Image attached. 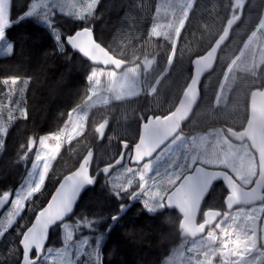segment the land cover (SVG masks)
<instances>
[{"label": "trees", "instance_id": "16d2710c", "mask_svg": "<svg viewBox=\"0 0 264 264\" xmlns=\"http://www.w3.org/2000/svg\"><path fill=\"white\" fill-rule=\"evenodd\" d=\"M38 1L11 0L12 23L4 31L12 44V53L0 56V95L6 92L5 79H32L21 96L27 119L19 117L10 123L0 149V194L12 195L23 183L39 138L64 127L69 110L82 107L88 100L92 66L65 45L67 35L82 27L92 28L96 40L113 56L124 61L126 67L139 68L142 94L91 109L82 135L61 147L43 190L26 204L22 215L0 239V264H19L20 233L29 227L62 177L73 171L89 150L94 153V174L118 157L122 141L136 142L140 124L148 116L164 115L175 107L190 79L193 59L211 47L234 14V0H195L174 44V38L149 34L157 0H101L88 22L58 15L52 25L60 35L58 42L47 27L26 15ZM263 9L264 0L245 1L242 16L221 47L214 69L202 81L200 100L183 125L184 134H193L198 127L242 128L215 117L218 108L214 110V99L229 64L247 36L257 29ZM119 11L126 17L121 26L117 24ZM60 22L66 25L61 26ZM98 28H102L100 33ZM153 89L150 96L148 93ZM102 125L106 130L101 138L97 129ZM29 140L33 141L31 149L27 147ZM25 154L26 158L21 159ZM106 179L98 176L95 186L84 193L68 222L89 221L90 228L81 236L89 240L100 238L101 247L96 256L98 260L102 257L101 264H163L182 242L179 214L165 207L149 212L140 199H135L136 185L117 194L106 185ZM211 193L204 207L211 206V200L218 202L211 207H221L224 187L216 184ZM58 231V226L51 230L46 248L61 244ZM74 236L78 237L76 233Z\"/></svg>", "mask_w": 264, "mask_h": 264}, {"label": "rangeland", "instance_id": "374dc122", "mask_svg": "<svg viewBox=\"0 0 264 264\" xmlns=\"http://www.w3.org/2000/svg\"><path fill=\"white\" fill-rule=\"evenodd\" d=\"M99 1L101 0H40L31 7L30 12L38 23L47 27L54 35L57 32V28H52V25L58 15L88 22L93 18V12ZM194 1L157 0L156 14L149 30L150 36L165 35L171 40L174 38L173 42L175 44ZM6 2L8 6L0 9V30L2 31L12 23L9 15V0H6ZM119 12L121 16L116 15L118 16L117 24L122 25L126 17L124 18L123 11ZM261 17L256 33L249 36L239 55L228 66L222 85L214 99V110L218 108L215 117L221 122L227 121L230 124L237 125L236 127H240L243 124L242 122L240 123L242 110L239 111L238 108L241 107L244 110V104L241 101L242 94L239 100L238 97L235 98V93L246 88L254 80L252 78L258 69L259 71L264 69V65L260 68L264 54V11ZM5 20L8 21L7 24H5ZM60 24L61 26L66 25L64 22H60ZM101 31L102 28H98V32L100 33ZM9 45L11 43L6 39L5 35L0 37V56H7L12 53V51H8ZM144 66L147 67V64ZM168 69L161 77L167 73ZM7 80L9 83H4L6 92L0 95V126L6 128L9 127L14 119L21 117L19 114L20 109L23 108L21 96L26 87L25 79H18L14 86L10 83L11 79ZM90 80L91 89L87 102L73 113V117L83 126L81 133H83L85 128V119L90 108L104 107L109 105L111 101L122 102L142 94L141 73L136 65L128 66L120 72H116L113 69L93 68ZM153 91L154 89L148 94H152ZM246 91L242 92L243 96ZM10 115L14 119L10 120ZM198 128L193 134L190 133V136L177 135L154 158L140 166L132 167L125 163L106 179V185L111 187L110 181L123 182V184L130 185V187L136 185L135 199H140L145 207L147 205L146 209L149 212L164 209L166 194L175 186L182 175L192 170L191 168L196 163L210 169L225 170L232 175L241 187L249 188L253 184L258 171L257 159L249 144L247 142L235 143L231 141L225 136L221 126L205 129ZM64 143L69 142L65 141ZM39 150H41V146L38 142L35 155ZM35 155L33 161L35 160ZM31 171L32 167L30 166L24 182L12 194L11 198H14L16 192L25 186ZM37 178L35 173H33L31 179L35 180ZM10 202L11 199L0 212V219L4 218L11 207ZM25 203L29 202L26 201ZM211 203L217 204L218 202L211 200ZM261 208H264L263 203L250 207L235 208L230 212H225L228 214L227 220L223 216L217 223L223 222L222 226H225L233 215L256 214ZM261 218L258 221V228ZM72 223L65 222L59 227L58 235L60 241L58 243L61 244L56 247L46 248L41 264H101V261L96 256L101 247L100 238L89 240L85 236H81V233L88 230L90 226L85 227L78 220H74ZM65 224L69 226L67 230L64 228ZM67 231H71L72 239L66 241ZM209 231H214L217 236H220V230L217 229L216 224ZM75 233L78 237L74 236ZM257 235L260 238V228ZM206 236L207 234L194 240H183L165 259L163 264H196L201 258V254L208 247H219V243L210 245ZM85 239H87L88 243L80 247ZM48 249L52 250L51 253L48 252ZM73 250H75L74 253ZM45 256H47V259H45ZM250 256L252 257L250 264H256V261L260 259V248L254 250ZM218 259L217 257L216 260L218 261Z\"/></svg>", "mask_w": 264, "mask_h": 264}, {"label": "water", "instance_id": "95a60500", "mask_svg": "<svg viewBox=\"0 0 264 264\" xmlns=\"http://www.w3.org/2000/svg\"><path fill=\"white\" fill-rule=\"evenodd\" d=\"M242 6L243 5L241 0H235L233 8H238V15L236 17L231 18L227 22L223 33L215 40L210 49L205 54L196 57L192 61L191 78L175 108L170 113L164 116H149L147 120L143 122L140 126L137 141L132 145L122 143V151L120 155L113 162L102 166L94 175H92L94 177L93 184L85 185L79 190L76 199L73 203L72 211L67 213L61 221L54 222L47 229L44 248L47 244L50 230L56 225L63 223L66 219H69L72 216L81 196L89 188L95 185L98 175L101 174L102 176H108L107 173L102 171L106 166L110 165L112 167V169H110V172L122 166L124 163L126 151L128 149L131 150L129 164L131 166L141 165L145 161L150 160L152 157H154L157 152L161 150L162 147H164L181 131L183 124H185L191 117L194 109L196 108L200 100L201 81L207 73L213 70L221 46L225 44V42L228 40L232 27L239 21L241 17ZM75 33H81L79 36L74 37L77 41L78 47H72L70 44L67 43L66 39L65 43L71 50L78 53L84 60L88 61L91 65L100 66L103 68H114L118 71L125 66V63L122 60L115 58L105 47H103L96 40L92 29L81 28ZM79 49H83V51ZM99 129L102 137L105 127L101 126ZM223 130L226 136L235 143H242L247 141L250 144V147L252 148L254 153L256 154L258 163V174L256 179L254 180L253 185L250 188H243L225 170L210 169L198 164L193 168L191 172L186 174L180 180V182L173 188L171 192L166 195L164 203L168 210H175L181 217L182 212L177 206V198L179 194V196L183 197L184 199H188L193 203V205L195 206L196 220H198L199 211L201 210L205 198L209 195L212 186L215 183L219 182H221L228 191V194L224 199V205L227 211H230L226 206V199L231 194V188L229 187L230 185L237 190L238 203L235 204L233 208L240 206L249 207L261 203L264 200V91H255L252 94L249 118L242 130H234L226 126L223 127ZM138 151L141 153L139 159L136 158V154ZM145 151L147 152V155L143 154ZM87 154L85 155V157L87 156ZM91 154L92 165L94 157L92 151ZM57 187H59V184L56 186L53 193L56 191ZM197 198H199L198 204L196 203ZM50 199L51 197L49 198V200ZM6 205L7 204H5L4 207ZM46 205L47 203L45 204V206ZM4 207L0 208V212ZM207 211L221 212L220 210L216 209H210ZM218 219L219 217L217 218V220ZM34 220L35 218L33 219L32 223L34 222ZM217 220H214L211 224L206 225L205 230L202 233H198L197 235L193 236L189 235L182 229V221L180 219V238L183 239L186 237H190L192 239H195L199 236H202L206 233L207 228L216 223ZM260 233L261 245L264 246V217L261 221ZM20 247L22 250L21 245ZM43 251L39 259L42 257ZM30 256L33 259H37L34 249L30 253Z\"/></svg>", "mask_w": 264, "mask_h": 264}, {"label": "snow or ice", "instance_id": "6c2138e0", "mask_svg": "<svg viewBox=\"0 0 264 264\" xmlns=\"http://www.w3.org/2000/svg\"><path fill=\"white\" fill-rule=\"evenodd\" d=\"M26 15H31L28 12ZM8 21L5 20V24ZM51 27V25H50ZM4 31L0 30V37L4 36ZM81 33H75L71 36L66 37V41L72 47L77 48V41L74 37L79 36ZM55 39L59 42L60 35L58 32L55 34ZM63 45L60 44L62 49ZM83 51V49H79ZM9 52L12 48L9 47ZM4 83H9L7 79L3 81ZM18 82L17 78H12L10 83L14 86ZM21 117L27 119L28 112L26 108H22L19 111ZM9 119H14L11 115ZM82 125L80 122L73 117H69L66 121L65 126L60 128L58 131L52 133L48 136H42L39 138V144L41 150L36 152L35 160L33 161L31 167L32 171L29 173V179L26 181L25 186L19 189L14 198H11V207L6 212L3 219H0V236L15 223L16 218L24 211L26 207V201L30 202L32 198L41 193L44 188L46 177L48 176L49 170L52 166V161L57 157V154L61 151V147L65 141L71 142L73 139L78 137L82 131ZM100 131V129H97ZM7 132V128L0 126V149L4 146V136ZM21 147H24L23 145ZM27 147L31 149L33 147V141L29 140ZM140 152L136 154V158L139 159ZM147 155L145 151L143 153ZM21 156V159L26 158ZM91 159L89 160L85 157L79 164V167L75 171L70 172L63 176L62 181L59 183L56 191L51 195V199L47 202V205L42 207L35 214V220L30 227H27L26 231L20 233L21 239L19 244L22 246V260L20 264H41L39 257L44 249L47 229L54 222L61 221L62 218L72 210L73 203L79 190L85 185H91L94 182V177L90 174ZM110 169L112 167L106 166L102 171L111 176ZM35 173L38 178L31 179ZM111 190L113 193H120L121 191H129L130 185H125L123 182L110 181ZM231 188V194L226 199V206L229 210H232L234 205L238 203L237 200V190ZM10 199L9 193L0 194V208L4 207ZM199 198H197L196 203L198 204ZM177 206L183 213V220L181 222L182 229L189 235H197L205 230V226L212 223V221L217 220L218 217L222 215L219 211H209V214L204 222L203 226L196 225L193 222V218L196 215L195 206L193 203L179 196L177 198ZM147 207V205H146ZM225 219H228V214H223ZM261 217H264V208H261L256 214L248 215H233L231 220L227 225L222 226V223H216L217 229L220 230V236L214 231H209L207 233L206 239L209 241L210 245H216L219 243V247H208V249L201 254V258L196 262V264H250L252 257L250 254L260 248L261 239L258 237V221ZM115 219V217H113ZM84 226L89 225V221L85 219L82 221ZM80 223V222H78ZM67 230L68 225H64ZM72 239L71 231H67L66 241ZM87 244V239L83 241L80 247ZM35 250V255L37 259H33L30 253ZM51 249L48 252L51 253ZM219 258L218 261L216 258ZM47 259V256H45ZM256 264H264V248H260V259L256 261Z\"/></svg>", "mask_w": 264, "mask_h": 264}, {"label": "flooded vegetation", "instance_id": "af4514ba", "mask_svg": "<svg viewBox=\"0 0 264 264\" xmlns=\"http://www.w3.org/2000/svg\"><path fill=\"white\" fill-rule=\"evenodd\" d=\"M246 1V0H244ZM263 58H264V54H263ZM264 65V59L260 65V68ZM254 79L253 81H251L246 88L244 89H241L239 91H237L235 93V98L238 97V99L240 100V95L242 94L241 96V101H243V104H244V110L243 108L241 109V107H239V111L242 110V113L240 115V123L242 122L243 125H242V128H239V130H242L245 126V124L247 123L248 121V118H249V113H250V103H251V98H252V94L255 92V91H258V92H263L264 91V69L262 71H259V69L255 72V75L254 77L252 78ZM258 81V82H256ZM248 89V90H247ZM247 90V91H246ZM246 91L245 95L243 96V93ZM213 190V189H212ZM212 192V191H211ZM210 192V195L206 198L205 201H207L210 196H212V193ZM211 209V208H209ZM202 210V209H201ZM200 218H204V216L202 215ZM202 221V220H201Z\"/></svg>", "mask_w": 264, "mask_h": 264}, {"label": "clouds", "instance_id": "9594fccd", "mask_svg": "<svg viewBox=\"0 0 264 264\" xmlns=\"http://www.w3.org/2000/svg\"><path fill=\"white\" fill-rule=\"evenodd\" d=\"M8 6V4H7V2H6V0H0V9H3V8H5V7H7ZM9 47H11V45H9ZM18 79V78H17ZM30 79H32V77H29V78H27V79H25V84H27V83H29V81H30ZM77 111V109L76 108H72V109H70L69 110V112H68V116L69 117H71L72 115H73V113H75ZM66 123V122H65ZM81 135H82V133H81ZM91 151H89V153L87 154V158L90 160L91 159ZM72 211V210H71ZM70 211V212H71ZM151 211V210H150ZM208 214H209V212L208 211H205L204 212V219H203V222L202 223H197V220H196V216H194V218H193V222H194V224H196V225H200V226H203L204 225V222H205V220H206V218H207V216H208ZM181 221L183 220V213H181Z\"/></svg>", "mask_w": 264, "mask_h": 264}]
</instances>
